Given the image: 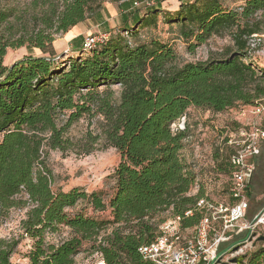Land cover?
Listing matches in <instances>:
<instances>
[{
	"label": "trees",
	"instance_id": "trees-1",
	"mask_svg": "<svg viewBox=\"0 0 264 264\" xmlns=\"http://www.w3.org/2000/svg\"><path fill=\"white\" fill-rule=\"evenodd\" d=\"M163 1L140 8L142 15L131 12L133 26L127 27L123 14L117 31L105 32L107 39L89 50L81 44L73 58L57 54L53 41L96 14L101 0H31L33 11L22 15L0 7V219L12 208L26 209L20 226L31 241L27 264H74L84 242L91 243L88 253L100 251L107 264H154L138 248L159 234L161 220L155 219L166 211L182 216L191 210L182 225L193 227L205 213L196 207L204 190L190 192L195 173L182 155L188 127L173 131L172 124L190 108L264 110V69L248 54L251 36L264 33V0H238L237 8L192 0L175 10L160 9ZM158 14L177 24L191 51L224 34L231 45L220 57L179 64L171 45L158 38L131 44L125 36L132 28L155 25ZM22 47L28 53L4 63L8 49ZM96 116L99 133L88 132L83 140L70 135L79 120ZM99 139L119 154L108 202L78 187L53 189L50 151L77 148L89 154ZM226 160L216 169L227 174ZM79 202L92 212L108 209L109 218L73 211ZM61 227L69 229V237L56 244L45 240ZM18 243L0 239V264H12ZM245 264H264V245L249 252Z\"/></svg>",
	"mask_w": 264,
	"mask_h": 264
},
{
	"label": "rangeland",
	"instance_id": "rangeland-1",
	"mask_svg": "<svg viewBox=\"0 0 264 264\" xmlns=\"http://www.w3.org/2000/svg\"><path fill=\"white\" fill-rule=\"evenodd\" d=\"M134 0H101L103 10L108 17H116L117 8H121V4H127V8H132ZM224 6L228 8H237L241 1L238 0H220ZM170 5V4H169ZM176 6V4H173ZM0 7L11 8L17 14L22 15L23 12L33 11L31 0H0ZM171 5V8L172 9ZM174 9V8H173ZM37 10V9H36ZM138 15L144 13V9H135ZM119 12V11H118ZM117 13V12H116ZM128 13V12H127ZM110 14V15H109ZM129 14V13H128ZM264 18V17H263ZM114 20V19H113ZM116 20V19H115ZM128 23L127 27L133 26ZM113 28L116 30L120 24ZM97 33V32H95ZM260 41L249 40V43L255 42V46L248 51L250 59L260 68L264 69V33ZM63 35V34H62ZM61 35L55 37L58 38ZM131 44L136 42L148 41L151 38H158L168 43L174 49L178 57V63L194 62L197 60H205L207 58H217L226 47L231 45L228 35L212 36L205 43L197 46L191 51L187 44L179 37L178 26L176 23H168L162 14H158L155 25L133 27L131 32L125 36ZM54 39V40H55ZM28 53L25 47L19 49H8L4 63L9 65L15 60L21 58ZM65 62V61H61ZM101 119L94 117L92 119L83 118L79 120L71 129L70 135L75 140H83L88 132L93 134L99 133V123ZM185 126L188 127L189 139L185 141V148L182 151L183 157L187 163L196 164V173L199 188L205 187L204 195L217 202H227L228 196L225 190H221L216 186L223 185L228 180V175L218 171L216 164L219 160L223 163L228 158L232 147L229 146L227 140H238L240 132L243 129L259 127L264 129V110L256 113L252 106L236 105L235 107L226 109L221 113H211L206 110L190 108L186 116ZM222 148V151L219 150ZM261 154L259 159H255V171L251 179L253 188V200H249V209L247 210V220H251L256 214L264 211V141L260 142ZM119 162V154L113 147L106 145L103 139L94 145V149L89 154L80 153L77 148L70 151L60 152L58 150L50 151L46 163L52 175L53 189L60 188L67 191L71 188H82L87 193L97 192L107 203L114 192L113 171ZM217 170L220 176L215 177L214 172ZM198 189H191V193H196ZM73 211H81L87 216L108 219L109 210L92 212L86 202H79L72 208ZM26 209L12 208L9 210L5 218L0 219V239L18 240L13 254L11 255L12 264H27L26 257L31 247V241L26 235H22L20 226L21 220L25 217ZM171 216L170 211L163 212L155 220H164ZM110 227H107V231ZM103 233V231L101 232ZM70 236L69 229L61 227L58 232L48 233L46 241L49 243H58ZM22 237V238H21ZM264 245V243H261ZM259 242H253V249L261 245ZM91 243L84 242L81 253L85 255L89 251Z\"/></svg>",
	"mask_w": 264,
	"mask_h": 264
},
{
	"label": "built area",
	"instance_id": "built-area-1",
	"mask_svg": "<svg viewBox=\"0 0 264 264\" xmlns=\"http://www.w3.org/2000/svg\"><path fill=\"white\" fill-rule=\"evenodd\" d=\"M160 0H134L132 8H149ZM108 37L105 32L91 33L82 41V48L89 50L102 44ZM262 34H253L251 40L260 41ZM255 42L248 43L250 51ZM256 113L262 108H255ZM186 116L182 115L172 124V130H183ZM261 136L264 133L258 127L243 129L239 139L227 140L232 152L227 158L228 180L219 186L228 196L227 202H217L207 196L196 201V207L203 209L204 214L193 227H183L182 220L192 215L191 210L184 214L170 216L159 226V234L155 239L138 248L143 259L154 264H237L232 260L247 256L253 242L264 235V211L247 220L249 199L246 194L254 171L255 159L260 153ZM190 168L195 173L191 189H205L198 185L196 164L191 162ZM215 177L220 173L215 170ZM197 190V191H198ZM191 192V190H190ZM205 192V191H204ZM80 254V253H79ZM76 255L74 264H107L102 253L94 250L85 255ZM242 264H245V259Z\"/></svg>",
	"mask_w": 264,
	"mask_h": 264
},
{
	"label": "crops",
	"instance_id": "crops-1",
	"mask_svg": "<svg viewBox=\"0 0 264 264\" xmlns=\"http://www.w3.org/2000/svg\"><path fill=\"white\" fill-rule=\"evenodd\" d=\"M191 1L192 0H165L161 2L159 8L166 10H175L178 8L180 2ZM173 4H176V6ZM171 5L174 6L172 7V9H170ZM127 12H133L135 15H138L135 9H131V7L120 9L117 8V11L115 10V14H118V16L114 18L113 16L108 17V15H106L103 10H99L96 14L92 15L82 22H79L75 26L71 27L66 33L56 38L53 41V46L56 53L66 55L67 57H76L81 50L82 41L87 35L95 32L110 33L111 31H113V28L117 26L116 24H120V20L123 14L128 17L127 22L129 23L131 21V18L129 19V17L132 15V13L128 14ZM35 52L38 51L35 50Z\"/></svg>",
	"mask_w": 264,
	"mask_h": 264
},
{
	"label": "water",
	"instance_id": "water-1",
	"mask_svg": "<svg viewBox=\"0 0 264 264\" xmlns=\"http://www.w3.org/2000/svg\"><path fill=\"white\" fill-rule=\"evenodd\" d=\"M258 240H260V241H264V235L260 236V237L258 238ZM244 259H245V256H240V257H237V258L233 259L232 261H233V262H236L237 264H242L243 261H244Z\"/></svg>",
	"mask_w": 264,
	"mask_h": 264
}]
</instances>
